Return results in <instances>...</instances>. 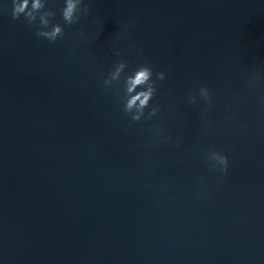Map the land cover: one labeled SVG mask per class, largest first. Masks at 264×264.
<instances>
[{
    "label": "clouds",
    "instance_id": "clouds-1",
    "mask_svg": "<svg viewBox=\"0 0 264 264\" xmlns=\"http://www.w3.org/2000/svg\"><path fill=\"white\" fill-rule=\"evenodd\" d=\"M46 4L47 0H12L11 14L14 20H18L23 16L30 25L36 24L37 20H39L36 36L47 40L51 44H55L58 39L64 37V27L59 23H51L50 18L55 13L47 8ZM60 11L64 24L71 26L78 23L82 15L86 16L90 12V8L84 3V0H64V7ZM125 32H122L121 36H124ZM80 35L83 36L84 34L81 33ZM113 51L116 56H120V52L116 48ZM127 67V62L124 60L116 62L107 77H105L103 87L109 89L122 82L123 112L130 115L132 122H139L142 118L150 120L159 112L158 106L150 107V105L156 94L158 82L166 78V73L163 71L157 72L155 74L156 79H153V69L145 63L133 70L131 74L125 75ZM198 97L205 104L211 106L213 96L206 85L199 87L198 94L189 96V104H195ZM146 109H149L147 115L145 113ZM151 130L153 132L152 143H168L171 140L170 136L162 137V128L160 126ZM178 145L179 142H177ZM206 159L214 170L221 174L227 173L229 166L227 155L215 149H209Z\"/></svg>",
    "mask_w": 264,
    "mask_h": 264
}]
</instances>
